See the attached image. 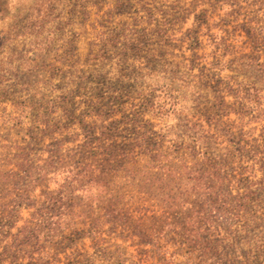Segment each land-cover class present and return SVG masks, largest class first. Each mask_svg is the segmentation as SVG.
I'll return each mask as SVG.
<instances>
[{
	"label": "rangeland",
	"instance_id": "rangeland-1",
	"mask_svg": "<svg viewBox=\"0 0 264 264\" xmlns=\"http://www.w3.org/2000/svg\"><path fill=\"white\" fill-rule=\"evenodd\" d=\"M112 1L0 0V264H16L7 248L34 226L43 236L15 253L25 252V264L31 253L52 255L44 264H73L75 257L86 264H264V171L257 160L264 139L222 135L219 121L208 122L219 117L211 95L196 104L181 85L187 102L178 117L159 119L141 107L147 128H130L141 97L167 83L191 56L188 28L199 12L207 21L198 32L191 97L206 90L203 65L213 59L212 41L221 34L226 46L217 55L227 59L221 75L262 81L250 98L264 107V52L243 28L264 33V0H125L109 9ZM114 14L116 22H109ZM123 22L125 33L142 37L137 53L123 44L104 57L97 47L90 52L93 27L109 30ZM66 94L74 102L54 111L53 100ZM98 97L104 104L93 115L86 103ZM72 105L76 114L87 115L84 122L67 118ZM19 115L24 120L11 118ZM237 116L223 115V126L240 125ZM189 121L212 135L209 143L171 138L174 126ZM250 125L258 133L264 117ZM217 161L235 177L207 188V197L213 198L211 189L220 192L216 197L232 208L227 219L208 211L185 169ZM23 167L33 174L27 193L9 178ZM81 170L83 185L64 181L68 171ZM214 180L207 179L211 186ZM254 212L259 218L251 217Z\"/></svg>",
	"mask_w": 264,
	"mask_h": 264
},
{
	"label": "trees",
	"instance_id": "trees-1",
	"mask_svg": "<svg viewBox=\"0 0 264 264\" xmlns=\"http://www.w3.org/2000/svg\"><path fill=\"white\" fill-rule=\"evenodd\" d=\"M236 1V0H234ZM125 0H113L111 6L109 9H114L118 5L121 7L124 6ZM195 20L194 24L191 28H188V34H191L192 36V42L194 46L190 48L191 50V56L188 58L187 62H184L181 64L183 67L180 69L179 67L176 68L173 72L174 74L171 77H168V82L164 83L156 88L153 87V89L147 93H145L141 98L143 99L142 102L140 103V109H138V113L133 116L130 119L131 127L130 128H135V126H142V129L147 128V125L142 124L140 119L142 118L140 112H141V107L146 108L147 110H151V113L156 115L154 117L163 119L162 117L166 116L168 117L169 114H173L175 116L179 115V112L181 111L183 104L186 103V97L187 95H182V91L178 88L179 85L189 88L190 90V97L189 99L192 100V102H196V104H200L203 102L202 96L204 95H211V98L208 100L211 105V109L214 111L215 114L219 115V117H208V122L211 124L212 122H220L218 126L222 125L221 132L222 135L229 137L231 139H264V126L260 127V131L256 133L257 127L256 126H251V122L253 121H261L264 117V107H260L257 99H251L250 94L255 91V95H258V92L261 90V82L259 81H246L243 82L242 80L238 81L237 79H231L233 76H222L221 72L225 68V63L227 62V59H225L224 53L217 55V50L221 47L222 49H225V39L223 35L219 34L216 37V40H213L212 48H213V59L209 60V58L205 59V63L203 65L204 70H206V73L204 76H206L205 80L202 81L204 87L206 90L204 93L201 91H198L195 97L194 96L195 91L193 89V86H189L188 83L189 80H191L192 70L195 67V62L196 59L199 56L197 52V43L199 42L198 38V32L200 31L201 27L205 25V22L207 21V15L204 12H199L196 13L195 15ZM109 22H116L115 19V14L114 15H109ZM122 23V20H119V24ZM126 22H123V24L120 26V28H111L109 30L105 29H100L97 30L96 27L94 28V32L92 33V39L90 42V52L96 51L95 47H97V53L99 56L104 57L106 56V53L109 52V50H113L118 47L119 44H123L125 49H129L133 51L134 53H137V50L139 49V43L141 42V36L140 35H133L131 36L130 32L126 31ZM249 40L253 45H255L257 50H261L264 52V33L261 31L255 30L252 25H247L243 27ZM121 29V30H120ZM160 29V28H159ZM183 36L181 37V39ZM127 52V51H126ZM207 57V55H205ZM238 64H241L238 63ZM261 71H264V68L260 69ZM263 80H264V75H262ZM260 80V79H259ZM176 81V82H175ZM179 81V82H177ZM180 83V84H179ZM260 84V85H259ZM231 97V98H230ZM74 96H70V94H66L64 97L63 96H57L54 100L53 103L51 104L52 107H54V111L62 108L63 106H66L67 102L73 103L74 101ZM117 103V102H114ZM87 107L91 108V110L94 112L92 113L93 115H96V113L103 107V104L101 99L99 97L96 100H89L87 103ZM68 110V109H64ZM74 107L72 105V108L69 109V112L71 111L72 113L67 114V118L71 120V122H84L86 120L87 115H83L82 113L76 114L74 111ZM231 112H236L238 114L237 119L241 122L240 125H233V126H228V128H225L223 124L225 122L223 121L222 117L223 115H228ZM19 116H22L21 118ZM17 117H11L15 119V122L24 120L23 115H19ZM178 117V116H177ZM56 120V119H54ZM96 122V120H93ZM101 121V120H100ZM235 121V120H234ZM129 122V121H128ZM89 124V123H87ZM228 125V124H227ZM261 125V124H260ZM172 127V126H170ZM202 127H199L198 124L192 123L189 121L188 123L184 124H178L176 127L174 126V132L172 133L173 139H185V138H190V139H197L199 140L201 145H206L210 141L212 135H206L204 134L201 129ZM40 132L38 134V142L44 140L42 138V129H39ZM53 132V130H52ZM144 132V131H143ZM166 135H168L169 131L167 130ZM264 145V144H263ZM258 149V146H255ZM253 149V146L252 148ZM259 152V151H258ZM208 151L203 154V157L205 159H208L209 157ZM257 157L258 155H253ZM254 157V158H255ZM26 160V159H24ZM258 161L261 162L260 167L264 171V148L262 149V155L258 157ZM252 167V165H251ZM187 172L194 178V183L197 185V197L198 198H204L205 201L207 202L208 211H214L215 216H222L224 218H228V214L231 211V209H228L225 206V200H219L216 196L219 195L220 192L217 190H213V198L212 197H207L210 195V192L207 191V188L213 187V188H218L217 184H222L225 181H230L232 178L235 177V175L232 172H228L226 168L225 162H214L211 164H208L207 166H203L199 162V166L197 168H193L192 166L186 167L185 168ZM252 172V169H250ZM81 171L75 172L73 174L66 173L63 177L65 182L73 184H81L83 185L84 182L80 181L79 173ZM264 173V172H263ZM169 174V171H168ZM214 176V184L211 186L210 182L207 181L208 177ZM249 177V175H248ZM9 178L11 180H14V183L17 185H23V193H27V189L30 186V184L34 183L32 178L33 174L28 170L27 168H22L21 173H15L14 175H10ZM91 178L94 180V177L91 176ZM32 180V181H31ZM36 180V179H35ZM152 182L154 179H150ZM264 181V175L262 178H260L259 183ZM20 182V183H19ZM264 185L263 183L260 185ZM251 191V186L246 187V192L245 194L249 196V193ZM17 195H22L17 194ZM61 195V194H60ZM20 198V196H18ZM14 204L16 205L15 208H19L20 204L16 201L13 200ZM207 211V210H206ZM205 211V212H206ZM204 212V213H205ZM203 213V214H204ZM209 216V213L206 214ZM251 217L253 219L259 218L258 215H256V212L251 214ZM207 218V217H206ZM236 232L237 229L235 228ZM234 230V231H235ZM50 233L47 235V241H49L50 238ZM42 235V230L38 226L34 227H28L24 232H21L20 236H15L14 239L12 240V243L10 246L7 248L8 255L10 254L12 259L16 260V264H25L20 261L24 260L25 257V252H26V245L31 244L35 245L38 240L40 239V236ZM43 236V235H42ZM14 247V248H13ZM22 249L25 250L24 253H16V251H21ZM53 256L46 253L44 256H36L34 253L29 254V262L27 264H34L35 262H39V264H44L48 263L50 259H52ZM74 263L73 264H86L84 260H79L78 257H75ZM19 259V262L17 260ZM2 262V261H1Z\"/></svg>",
	"mask_w": 264,
	"mask_h": 264
}]
</instances>
